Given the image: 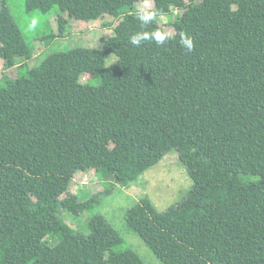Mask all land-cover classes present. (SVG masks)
Masks as SVG:
<instances>
[{
	"label": "trees",
	"instance_id": "obj_1",
	"mask_svg": "<svg viewBox=\"0 0 264 264\" xmlns=\"http://www.w3.org/2000/svg\"><path fill=\"white\" fill-rule=\"evenodd\" d=\"M23 2L26 12L55 14L57 39L71 19L108 16L115 24L100 49L51 52L25 74L23 63L15 77L0 75V264H41L46 256L47 264H144L103 216L90 214L82 233L62 213L91 212L102 195L133 185L171 151L190 190L161 212L140 199L125 214L127 228L163 264H264V0L185 6L170 42L139 48L131 35L163 28L155 22L142 29L132 0ZM151 2L157 9L174 0ZM7 5L0 0V47L6 59L14 53L28 60L34 47ZM179 32L193 38L191 52L181 48ZM110 54L121 64L119 85L104 83ZM158 62L178 87L161 85L152 71ZM88 76L100 84L74 89ZM197 94L207 101L204 110L194 103ZM90 171L101 196L71 191L74 176ZM239 186L244 193L229 201ZM221 211L225 226L214 230Z\"/></svg>",
	"mask_w": 264,
	"mask_h": 264
},
{
	"label": "rangeland",
	"instance_id": "obj_2",
	"mask_svg": "<svg viewBox=\"0 0 264 264\" xmlns=\"http://www.w3.org/2000/svg\"><path fill=\"white\" fill-rule=\"evenodd\" d=\"M137 11L143 9V0H132ZM206 0H174L173 3L159 7L169 17L168 21H157V25L164 30L173 33L172 23L177 15L182 12L185 6L191 9L201 6ZM8 9L13 21L17 24L21 34L29 46L34 47L36 55L28 60L15 57L6 59L3 48L0 47V75L5 73L9 77H15L16 65L25 63V67L19 69L20 74H25L29 69L37 66L42 58L51 52H61L74 48H94L100 49L103 42L111 36L112 29L110 25L115 24L113 18L106 16L101 20L94 22H83L77 20H68L67 32L65 38L57 39V24L55 14H42L40 12H26L23 0H8ZM151 7L154 8L151 2ZM151 10V9H148ZM36 21L35 27H32V21ZM6 52V50H4ZM8 52V51H7ZM14 52L9 50V53ZM8 54V53H7ZM104 83L108 85H119L122 82L121 64L119 59L110 54L105 59ZM5 66V67H4ZM4 68H9L4 71ZM152 71L161 85L164 87H178L171 73L164 64L156 63ZM96 87L100 84V78L88 76L82 79V84L74 89L86 90V84ZM53 89V88H51ZM60 89V90H59ZM56 91L67 94L65 88L55 89ZM195 105L204 110L207 106L206 99L197 94L194 97ZM192 182L188 177L185 167L179 161L175 151L167 153L164 158L154 166H151L143 172L137 181L127 187L117 186L114 191L105 196L100 194L103 190L93 171L88 173H78L74 176L71 183V191L74 193L85 190L89 194L100 195L97 206L91 212H84L73 218L67 213H62L65 222L77 232L87 233L86 224L90 214L103 216L112 227L118 232L123 240V249H129L136 252L144 264H163L151 250L146 246L143 240L133 231L127 228L125 224V214L128 209L133 207L140 199L147 197L157 211H164L169 207L178 204L187 192L190 190ZM244 193L242 186L231 189L228 193V200H232ZM224 212L215 215L212 228L225 226ZM231 225V224H230ZM46 243L53 246L56 243L53 236L46 239ZM51 258L46 256L40 261L41 264H47Z\"/></svg>",
	"mask_w": 264,
	"mask_h": 264
},
{
	"label": "clouds",
	"instance_id": "obj_3",
	"mask_svg": "<svg viewBox=\"0 0 264 264\" xmlns=\"http://www.w3.org/2000/svg\"><path fill=\"white\" fill-rule=\"evenodd\" d=\"M143 9L135 13L136 19L139 21L141 28L146 29L149 25L157 21L167 22L169 17L160 9L151 7V0H143ZM151 9V10H148ZM36 21H32V27H35ZM173 39L172 33L167 30L155 28L152 31L142 30L131 35L129 43L135 48H139L144 43H154L158 47L165 46ZM179 44L181 48L191 52L194 49V40L186 32L178 33Z\"/></svg>",
	"mask_w": 264,
	"mask_h": 264
}]
</instances>
